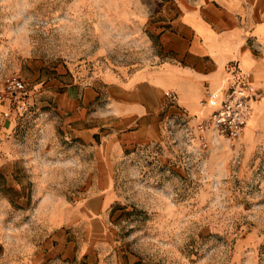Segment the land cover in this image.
I'll return each mask as SVG.
<instances>
[{
	"label": "rangeland",
	"instance_id": "obj_1",
	"mask_svg": "<svg viewBox=\"0 0 264 264\" xmlns=\"http://www.w3.org/2000/svg\"><path fill=\"white\" fill-rule=\"evenodd\" d=\"M180 13L178 0H0V264H264V97L241 138L207 142L173 101L120 144L103 136L120 118L58 109L69 89L107 95L158 65ZM14 77L25 91H8Z\"/></svg>",
	"mask_w": 264,
	"mask_h": 264
},
{
	"label": "crops",
	"instance_id": "obj_2",
	"mask_svg": "<svg viewBox=\"0 0 264 264\" xmlns=\"http://www.w3.org/2000/svg\"><path fill=\"white\" fill-rule=\"evenodd\" d=\"M178 1L177 25L159 36L165 56L158 65L138 71L132 80L106 81L107 95L94 87H85L81 95L69 89L58 97V109L84 115L87 110L94 117L103 110L120 118L114 134H103L120 144V136L129 139L155 128L172 101L169 92H176L178 109L200 120L215 108L202 101L221 94L236 71L250 73L254 85L264 90V0ZM86 130L82 135L88 141L100 133L91 124ZM106 197L94 194L87 210L100 213Z\"/></svg>",
	"mask_w": 264,
	"mask_h": 264
},
{
	"label": "built area",
	"instance_id": "obj_3",
	"mask_svg": "<svg viewBox=\"0 0 264 264\" xmlns=\"http://www.w3.org/2000/svg\"><path fill=\"white\" fill-rule=\"evenodd\" d=\"M233 76L229 86L221 94H212L210 100L202 101L203 105L210 101L215 106L211 114L201 118L198 123L204 142H207L210 131L233 140L241 138L255 105L264 97V90L254 85L250 73L240 70ZM6 83L11 93L26 90L23 80L18 77L8 78ZM168 97L177 101L176 92H169ZM2 98L3 95H0V99Z\"/></svg>",
	"mask_w": 264,
	"mask_h": 264
},
{
	"label": "bare ground",
	"instance_id": "obj_4",
	"mask_svg": "<svg viewBox=\"0 0 264 264\" xmlns=\"http://www.w3.org/2000/svg\"><path fill=\"white\" fill-rule=\"evenodd\" d=\"M260 103V102H259ZM259 103H258V105H259ZM258 105H256V106H258ZM255 112V111H254ZM254 114V113H253ZM254 116V115H253ZM253 118H252V116H251V119L249 120V123H250V121L252 120ZM254 121V120H253ZM250 125H251V123H250ZM250 128V127H249ZM251 129V128H250Z\"/></svg>",
	"mask_w": 264,
	"mask_h": 264
}]
</instances>
